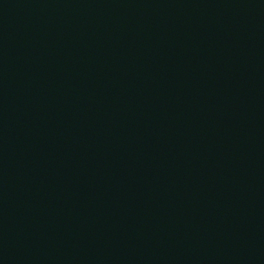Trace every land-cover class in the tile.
<instances>
[{
  "label": "water",
  "instance_id": "1",
  "mask_svg": "<svg viewBox=\"0 0 264 264\" xmlns=\"http://www.w3.org/2000/svg\"><path fill=\"white\" fill-rule=\"evenodd\" d=\"M0 264H264V0H0Z\"/></svg>",
  "mask_w": 264,
  "mask_h": 264
}]
</instances>
